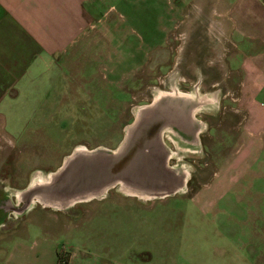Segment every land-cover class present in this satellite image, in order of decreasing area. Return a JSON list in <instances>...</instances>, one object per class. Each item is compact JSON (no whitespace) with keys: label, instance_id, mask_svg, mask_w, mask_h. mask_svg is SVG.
Masks as SVG:
<instances>
[{"label":"rangeland","instance_id":"374dc122","mask_svg":"<svg viewBox=\"0 0 264 264\" xmlns=\"http://www.w3.org/2000/svg\"><path fill=\"white\" fill-rule=\"evenodd\" d=\"M235 1L89 0L96 21L62 57L63 73L46 103L19 142H0V186H8L15 203L20 190L32 180H47L74 148H116L134 110L171 84L217 96L216 107L198 117L203 152L164 133L168 164L188 172L184 189L170 196L143 199L115 186L102 198L64 211L31 205L11 220L18 222L15 227L0 232V264H55L57 251L68 264L256 259L264 248V217L255 227L262 236L246 239L247 204H231L234 213H222L212 211L207 200L216 172L245 138L248 119L240 92L243 53L237 54L244 42L236 40L227 20ZM259 145L263 157L264 141ZM259 174L264 189V167ZM249 178L258 182L257 176ZM228 194L235 200L236 192Z\"/></svg>","mask_w":264,"mask_h":264},{"label":"crops","instance_id":"0c3cea01","mask_svg":"<svg viewBox=\"0 0 264 264\" xmlns=\"http://www.w3.org/2000/svg\"><path fill=\"white\" fill-rule=\"evenodd\" d=\"M88 2L0 0V142H19L46 103L63 73L62 57L96 21ZM227 20L236 40L244 42L237 46V54L243 53L240 92L248 119L243 126L245 138L228 157L225 168L216 172L217 181L210 184L207 200L210 209H215L212 211L222 213L233 212L235 203L247 204L245 233L246 239H252L261 235L255 227L264 217L260 198L264 189L259 184L264 156L256 151L264 141V0L232 2ZM250 176H257L258 182ZM7 187L3 188L4 195L14 203V194ZM230 192H236L233 202L234 194L230 196ZM224 198L229 202L225 203ZM8 210L9 222L4 226L5 222L0 221V232L18 224L11 221L17 216ZM256 256L249 263L264 264V248ZM7 259L11 263L9 256Z\"/></svg>","mask_w":264,"mask_h":264},{"label":"water","instance_id":"95a60500","mask_svg":"<svg viewBox=\"0 0 264 264\" xmlns=\"http://www.w3.org/2000/svg\"><path fill=\"white\" fill-rule=\"evenodd\" d=\"M196 105L182 95L152 98L133 114L116 148H74L47 180L30 182L20 190L9 209L20 216L38 203L48 210L64 211L76 203L102 198L115 186L143 199L180 192L187 182L185 170L168 164L163 135L179 140L193 136L198 125L191 114Z\"/></svg>","mask_w":264,"mask_h":264},{"label":"flooded vegetation","instance_id":"af4514ba","mask_svg":"<svg viewBox=\"0 0 264 264\" xmlns=\"http://www.w3.org/2000/svg\"><path fill=\"white\" fill-rule=\"evenodd\" d=\"M156 94H170L174 96L182 95L190 100H193L194 102L197 103L195 108L192 109V114L191 116L194 118V121L197 123V129L194 132L193 136L188 137L187 139L184 140H179L176 139L178 144H181L185 147H189L192 149H195L196 151L200 149V151L203 152L202 147L204 144L202 143V139L200 136V133L203 131L202 130V123L198 119V117H201V112H206V111H211L216 107L217 103V96L215 93L209 94V93H200L196 88L193 89L192 91L186 93L179 91L176 86L171 84L170 89L168 91H158ZM156 94L153 96V98L156 96ZM139 107V106H138ZM134 113V112H133ZM210 128H213L210 126ZM239 128V127H238ZM230 129V128H229ZM169 138H167L165 141L169 143L168 141ZM187 148V149H189ZM195 150H189V152H196ZM170 155V154H169ZM171 158V156H170ZM4 186H0V221L3 220L5 222L4 226L8 224L9 222V202L11 201L8 199L6 195H4L3 191ZM17 218V217H15Z\"/></svg>","mask_w":264,"mask_h":264},{"label":"bare ground","instance_id":"6f19581e","mask_svg":"<svg viewBox=\"0 0 264 264\" xmlns=\"http://www.w3.org/2000/svg\"><path fill=\"white\" fill-rule=\"evenodd\" d=\"M162 96H165L164 94H156V96L154 97V99H157L158 97H162ZM139 108H140V106L139 107H137L135 110H134V114L136 115V113H137V111L139 110ZM78 148H80V149H84V147L83 146H79ZM188 172H186L185 171V173H184V179H186V177H187V174ZM40 181H43V180H40V179H35V180H32L31 182H32V184H36L37 182H40ZM183 190V189H182ZM182 190H180V192L182 191ZM18 194H19V192H18ZM141 198H143V197H141Z\"/></svg>","mask_w":264,"mask_h":264},{"label":"trees","instance_id":"16d2710c","mask_svg":"<svg viewBox=\"0 0 264 264\" xmlns=\"http://www.w3.org/2000/svg\"><path fill=\"white\" fill-rule=\"evenodd\" d=\"M68 260L69 258H64V255L62 254V252L57 251L56 252V260H55V264H68Z\"/></svg>","mask_w":264,"mask_h":264}]
</instances>
